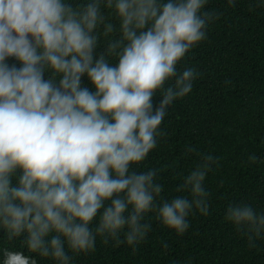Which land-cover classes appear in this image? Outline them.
I'll return each instance as SVG.
<instances>
[{
    "label": "clouds",
    "instance_id": "clouds-1",
    "mask_svg": "<svg viewBox=\"0 0 264 264\" xmlns=\"http://www.w3.org/2000/svg\"><path fill=\"white\" fill-rule=\"evenodd\" d=\"M99 3L74 9L65 0H0V228L9 239L24 233L27 249L54 264H72L69 252L93 249L98 234L123 231L134 246L150 229L143 222L150 211L183 233L193 209H208L210 153L184 178L191 198L157 202L156 171L132 165L156 146L168 106L192 90L196 69L177 64L206 38L216 14L203 10L208 0H105L121 19L120 39L108 45L113 65L93 58ZM45 69L52 78H43ZM82 74L95 91L81 87ZM226 217L250 238L264 232V212L246 202L230 204ZM0 264L36 260L5 250Z\"/></svg>",
    "mask_w": 264,
    "mask_h": 264
},
{
    "label": "trees",
    "instance_id": "trees-1",
    "mask_svg": "<svg viewBox=\"0 0 264 264\" xmlns=\"http://www.w3.org/2000/svg\"><path fill=\"white\" fill-rule=\"evenodd\" d=\"M88 2L65 0L74 9ZM99 10L93 58L104 56L114 65L116 57L108 45L120 39L121 19L105 0H100ZM203 10L216 14L206 38L177 64L178 71L196 69L192 90L168 106L156 146L132 168L156 171L161 185L157 202L191 198L184 178L210 153L214 163L203 181L207 212L193 209L186 231L176 233L150 211L143 218L150 229L134 246L124 241L123 231L115 237L98 234L93 249L69 252L72 264H264V232L250 238L247 228H237L226 217V208L237 202L264 212V0H235L232 5L208 0ZM105 25H111V31L105 33ZM6 62L20 66L14 57ZM52 77V70L45 69L43 78ZM59 79L57 74L53 82ZM81 87L95 91L86 74L81 75ZM160 98V92L154 93L153 104ZM19 173L17 169L11 174L12 185ZM96 222L93 218L89 226L94 228ZM24 240V233L9 239L0 228V260L9 250L35 258L36 264H54L51 257L30 252Z\"/></svg>",
    "mask_w": 264,
    "mask_h": 264
}]
</instances>
